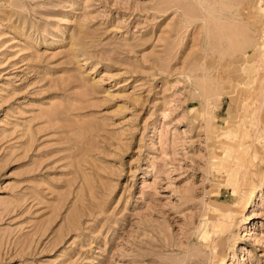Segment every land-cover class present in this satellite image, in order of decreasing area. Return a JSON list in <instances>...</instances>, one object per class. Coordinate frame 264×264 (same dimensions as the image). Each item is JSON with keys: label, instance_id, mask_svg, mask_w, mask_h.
<instances>
[{"label": "rangeland", "instance_id": "1", "mask_svg": "<svg viewBox=\"0 0 264 264\" xmlns=\"http://www.w3.org/2000/svg\"><path fill=\"white\" fill-rule=\"evenodd\" d=\"M0 264H264V0H0Z\"/></svg>", "mask_w": 264, "mask_h": 264}, {"label": "bare ground", "instance_id": "2", "mask_svg": "<svg viewBox=\"0 0 264 264\" xmlns=\"http://www.w3.org/2000/svg\"><path fill=\"white\" fill-rule=\"evenodd\" d=\"M238 14V13H237ZM232 19L234 20V21H239V19H238V17H237V15H236V13L234 12L233 13V16H232ZM228 26V25H227ZM219 33L221 32V34H225V32L223 31V30H226L227 29V27H225V28H222V26H220L219 27ZM229 32L227 33L228 34V36L226 37V39L228 38L229 40L232 38V37H236L237 36V34H238V27H236V26H233V27H229L228 29H227ZM224 37V36H223ZM233 43V42H232ZM230 44L227 48H225V47H223V45H221V50L219 51V55H218V58L219 59H221L226 53H230V54H232V53H235V50L237 49V47H238V44L237 43H234V44ZM221 44V43H220ZM234 128V127H233ZM228 136V135H227ZM225 150V149H224ZM226 151V150H225ZM243 152V151H242ZM248 167V166H247ZM243 194V193H242ZM241 195V194H240ZM244 197V196H243ZM250 200V199H249Z\"/></svg>", "mask_w": 264, "mask_h": 264}]
</instances>
